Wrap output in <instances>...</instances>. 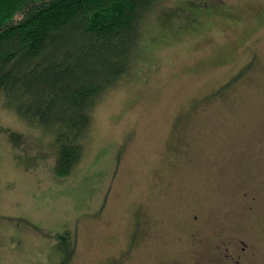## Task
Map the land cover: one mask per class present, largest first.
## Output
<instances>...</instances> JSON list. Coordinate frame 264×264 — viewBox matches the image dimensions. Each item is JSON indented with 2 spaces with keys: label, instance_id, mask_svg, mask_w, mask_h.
<instances>
[{
  "label": "rangeland",
  "instance_id": "1",
  "mask_svg": "<svg viewBox=\"0 0 264 264\" xmlns=\"http://www.w3.org/2000/svg\"><path fill=\"white\" fill-rule=\"evenodd\" d=\"M89 137L59 177L51 137L0 101V264H55L64 232L69 264H237L242 241L264 264V0L164 3Z\"/></svg>",
  "mask_w": 264,
  "mask_h": 264
},
{
  "label": "trees",
  "instance_id": "2",
  "mask_svg": "<svg viewBox=\"0 0 264 264\" xmlns=\"http://www.w3.org/2000/svg\"><path fill=\"white\" fill-rule=\"evenodd\" d=\"M167 1L0 0V101L51 137L59 177L82 160L100 100L134 80L147 23ZM53 250L69 264L75 237L58 234Z\"/></svg>",
  "mask_w": 264,
  "mask_h": 264
},
{
  "label": "flooded vegetation",
  "instance_id": "3",
  "mask_svg": "<svg viewBox=\"0 0 264 264\" xmlns=\"http://www.w3.org/2000/svg\"><path fill=\"white\" fill-rule=\"evenodd\" d=\"M197 218V217H195ZM216 245V246H215ZM215 245L210 246L209 249H213V254H220L222 257L229 258V247L227 242L217 243ZM219 249V250H217ZM238 253V252H237ZM255 255V253L250 249V246L242 241V247L240 248V252L238 254L237 264H245L243 259L247 256ZM222 260V259H221Z\"/></svg>",
  "mask_w": 264,
  "mask_h": 264
}]
</instances>
